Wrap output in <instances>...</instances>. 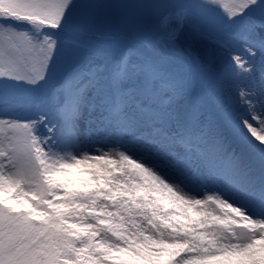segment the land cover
Instances as JSON below:
<instances>
[{
    "label": "snow or ice",
    "instance_id": "obj_1",
    "mask_svg": "<svg viewBox=\"0 0 264 264\" xmlns=\"http://www.w3.org/2000/svg\"><path fill=\"white\" fill-rule=\"evenodd\" d=\"M0 264H264V0H0Z\"/></svg>",
    "mask_w": 264,
    "mask_h": 264
}]
</instances>
